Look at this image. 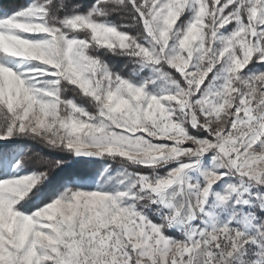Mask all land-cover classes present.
<instances>
[{
    "label": "snow or ice",
    "instance_id": "6c2138e0",
    "mask_svg": "<svg viewBox=\"0 0 264 264\" xmlns=\"http://www.w3.org/2000/svg\"><path fill=\"white\" fill-rule=\"evenodd\" d=\"M0 264H264V0H0Z\"/></svg>",
    "mask_w": 264,
    "mask_h": 264
},
{
    "label": "rangeland",
    "instance_id": "374dc122",
    "mask_svg": "<svg viewBox=\"0 0 264 264\" xmlns=\"http://www.w3.org/2000/svg\"><path fill=\"white\" fill-rule=\"evenodd\" d=\"M22 2V0L20 1ZM17 3L11 4L9 7H14ZM70 172H82V173H91L94 171L93 167L91 165H85L83 163H74L69 168Z\"/></svg>",
    "mask_w": 264,
    "mask_h": 264
},
{
    "label": "trees",
    "instance_id": "16d2710c",
    "mask_svg": "<svg viewBox=\"0 0 264 264\" xmlns=\"http://www.w3.org/2000/svg\"><path fill=\"white\" fill-rule=\"evenodd\" d=\"M20 1L21 0H2L5 7H9L11 4L19 3ZM66 173H70V170L66 169L65 173H61V175L66 174Z\"/></svg>",
    "mask_w": 264,
    "mask_h": 264
}]
</instances>
